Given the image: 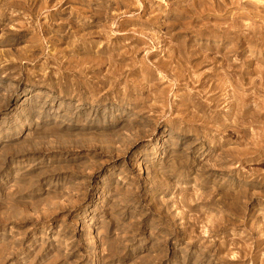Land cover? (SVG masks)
<instances>
[{"label":"rangeland","instance_id":"rangeland-1","mask_svg":"<svg viewBox=\"0 0 264 264\" xmlns=\"http://www.w3.org/2000/svg\"><path fill=\"white\" fill-rule=\"evenodd\" d=\"M0 264H264V0H0Z\"/></svg>","mask_w":264,"mask_h":264}]
</instances>
